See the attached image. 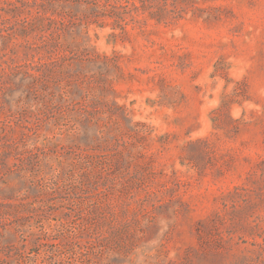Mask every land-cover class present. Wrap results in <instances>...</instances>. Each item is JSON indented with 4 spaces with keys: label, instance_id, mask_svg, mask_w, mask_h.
Segmentation results:
<instances>
[{
    "label": "rangeland",
    "instance_id": "rangeland-1",
    "mask_svg": "<svg viewBox=\"0 0 264 264\" xmlns=\"http://www.w3.org/2000/svg\"><path fill=\"white\" fill-rule=\"evenodd\" d=\"M9 184L0 264H264V0H0Z\"/></svg>",
    "mask_w": 264,
    "mask_h": 264
},
{
    "label": "trees",
    "instance_id": "trees-1",
    "mask_svg": "<svg viewBox=\"0 0 264 264\" xmlns=\"http://www.w3.org/2000/svg\"><path fill=\"white\" fill-rule=\"evenodd\" d=\"M6 150L10 147L9 143H3ZM8 191H4V187L0 188V213L7 212L8 207H14L15 205H19L21 200L17 197V186L14 185H7L5 187ZM18 227L15 228V231L9 233V235H1L0 236V245H4L5 243L11 242L12 238L17 236ZM34 239L38 238L37 233L34 232ZM57 260V259H56ZM2 264H41L38 259L35 258L34 255L29 256L28 259L23 258L21 249L18 247L16 249V253L9 255L7 253V257L1 260ZM44 262V261H43ZM44 264H48V262H44Z\"/></svg>",
    "mask_w": 264,
    "mask_h": 264
}]
</instances>
